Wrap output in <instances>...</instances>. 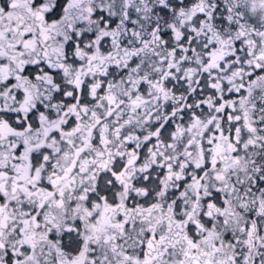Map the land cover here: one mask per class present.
<instances>
[{
    "label": "snow or ice",
    "instance_id": "1",
    "mask_svg": "<svg viewBox=\"0 0 264 264\" xmlns=\"http://www.w3.org/2000/svg\"><path fill=\"white\" fill-rule=\"evenodd\" d=\"M0 264H264V0H0Z\"/></svg>",
    "mask_w": 264,
    "mask_h": 264
}]
</instances>
